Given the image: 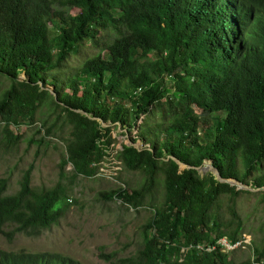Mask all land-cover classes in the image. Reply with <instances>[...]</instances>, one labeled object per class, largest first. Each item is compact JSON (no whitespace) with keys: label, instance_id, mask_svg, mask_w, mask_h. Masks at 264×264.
<instances>
[{"label":"trees","instance_id":"obj_1","mask_svg":"<svg viewBox=\"0 0 264 264\" xmlns=\"http://www.w3.org/2000/svg\"><path fill=\"white\" fill-rule=\"evenodd\" d=\"M0 79V142L18 147L10 126L32 125L45 110L47 136L58 135L56 119L68 131L63 165L74 167L70 183L61 171L43 189L29 168L13 194L0 178L1 231L38 236L59 225L76 180L99 173L120 125L137 134L116 160L143 181L100 197L138 209L160 189L163 201L135 253L113 264H264V238L254 259L218 244L240 242L237 202L252 191L196 169L210 162L224 179L264 188V0H0ZM195 107L214 115L211 127ZM255 195L264 202V191ZM0 264L81 263L0 249Z\"/></svg>","mask_w":264,"mask_h":264},{"label":"rangeland","instance_id":"obj_2","mask_svg":"<svg viewBox=\"0 0 264 264\" xmlns=\"http://www.w3.org/2000/svg\"><path fill=\"white\" fill-rule=\"evenodd\" d=\"M72 13L77 14L78 11ZM78 60H74L73 64L76 65ZM7 86L8 82L0 79V93ZM195 111L203 117V127H211L214 115L205 116L197 107ZM43 112L45 110H39L37 122L32 125L28 123L22 126H10V130L15 135L22 137V143L18 147L8 150L0 142V178H9L8 194L18 191L19 181L29 168H33L32 185L36 188L53 187L58 182L61 171L66 174L64 183L71 182L74 167L70 163L63 165V161L68 159L66 145L63 142L68 136V131L62 121L54 117L48 120L56 119L58 135L47 136V129L43 126L47 118L43 116ZM143 118L139 124L142 123ZM5 125L6 122L0 118V132ZM120 127L119 125L113 128L112 133L117 143L107 152L103 170H99V173L90 179L79 176L76 180L71 196L74 202L59 225L42 231L38 236L12 235L9 228L0 230V249L14 252L58 253L81 264H113L114 258H125L135 253L141 241L143 226L153 216L155 206H159L163 198L161 190L158 189L153 199H148L143 207L128 209L117 197L114 201L100 197V192H110L119 188L136 189L143 181L140 173L122 170L115 159L122 145H132L130 138H134L137 134V130L130 133V129ZM107 129L108 126L102 124L101 131L106 134ZM1 138L0 135V140ZM142 145L141 142L135 144L137 147ZM181 166L182 169L185 168ZM204 167V170L199 171L202 177L217 174L210 162H206ZM250 189L253 195L242 194L237 202V211L245 228L238 242L240 246L231 248L235 244H231L226 238L218 241L221 245L228 242L231 247L222 245V251L225 253L237 251L235 254L237 260L249 255L254 259V241L259 245L263 244L264 202L255 195L262 191L252 187ZM241 190L246 191V189ZM223 211L224 217H227L228 211L225 209Z\"/></svg>","mask_w":264,"mask_h":264},{"label":"water","instance_id":"obj_3","mask_svg":"<svg viewBox=\"0 0 264 264\" xmlns=\"http://www.w3.org/2000/svg\"><path fill=\"white\" fill-rule=\"evenodd\" d=\"M205 164H206V162H205ZM181 165H182V164H181ZM183 166H184V165H183ZM196 169H197V171L199 172L200 170H204L205 167L203 166V167L196 168ZM213 169H214L215 172L217 173L215 176L217 177V179H218L220 182H222V183H229L231 186H236L238 190H241V189H246V190H250V191L252 190V189H250L248 186H246V185H244V184L238 182L237 180H227V179L222 178V176L220 175V172H219L217 169H215V168H213ZM259 190H260V191H264V188H260ZM253 191H254V190H253Z\"/></svg>","mask_w":264,"mask_h":264},{"label":"built area","instance_id":"obj_4","mask_svg":"<svg viewBox=\"0 0 264 264\" xmlns=\"http://www.w3.org/2000/svg\"><path fill=\"white\" fill-rule=\"evenodd\" d=\"M113 147H114V145H113ZM122 150V149H121ZM119 151V150H118ZM117 151V152H118ZM108 159V158H107ZM115 159H116V157H115ZM105 160H106V158H105ZM103 161L101 164H100V168H99V170H103V166L105 165V162L106 161ZM119 163V162H118ZM223 246H227V247H231L230 246V244L228 243V242H224L223 244H222ZM237 246H240V244L238 243V244H235L234 246H232L231 248H236Z\"/></svg>","mask_w":264,"mask_h":264}]
</instances>
